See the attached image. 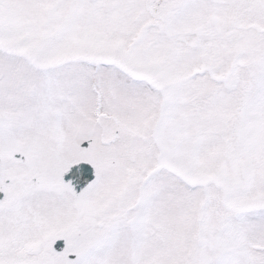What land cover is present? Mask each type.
I'll list each match as a JSON object with an SVG mask.
<instances>
[{"label": "snow or ice", "instance_id": "snow-or-ice-1", "mask_svg": "<svg viewBox=\"0 0 264 264\" xmlns=\"http://www.w3.org/2000/svg\"><path fill=\"white\" fill-rule=\"evenodd\" d=\"M0 264H264V0H0Z\"/></svg>", "mask_w": 264, "mask_h": 264}]
</instances>
